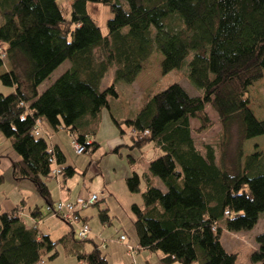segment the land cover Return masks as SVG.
<instances>
[{
	"label": "trees",
	"instance_id": "obj_1",
	"mask_svg": "<svg viewBox=\"0 0 264 264\" xmlns=\"http://www.w3.org/2000/svg\"><path fill=\"white\" fill-rule=\"evenodd\" d=\"M94 4L111 15L104 35L88 12ZM68 11L65 18L56 0H0V50L10 65L0 75V84L10 88L0 93V133L17 155L10 161L13 180L29 182L45 214L57 217L46 184L50 148L62 182L75 171L63 166V154L41 131L34 133L35 124L65 129L85 153L92 151L96 144L86 139L97 131L101 110L118 97V82L131 84L155 51L162 55V74L180 68L192 52L186 77L198 96L173 83L151 95L132 119L113 120L122 133V125L130 129L131 148L152 142L159 149L142 176L133 172L125 179L128 192L140 196V204L130 206L132 229L139 248L161 252V264H241L223 248L221 229H250L264 211V153L249 154L241 164L238 152L229 173L211 147L203 153L195 147L189 120L198 121V131L208 128L209 106L223 127L236 119L243 140L264 135V119L254 116L247 99L248 87L264 76V0H71ZM65 61L68 68L38 92ZM110 69L112 78L101 88ZM21 210L0 213V264H44L57 255V243L37 230L40 207L28 210L36 222L30 226ZM97 218L101 224L112 219L106 208ZM68 226L58 243L77 264H107L101 243L78 239ZM87 240L93 248L86 252ZM255 242L249 262L264 264V228Z\"/></svg>",
	"mask_w": 264,
	"mask_h": 264
},
{
	"label": "rangeland",
	"instance_id": "obj_2",
	"mask_svg": "<svg viewBox=\"0 0 264 264\" xmlns=\"http://www.w3.org/2000/svg\"><path fill=\"white\" fill-rule=\"evenodd\" d=\"M71 0H56L57 6L63 11L64 17H69V4ZM88 5V12L92 19L95 21L96 24L100 27L101 33L104 35L106 34V27L105 22L108 18L111 17V15L108 12V9L105 6L97 5ZM174 22H177L174 18ZM0 56H4L0 50ZM192 52L188 54L186 57L183 65L178 69H172L164 74L161 73V60L162 55L155 51L153 52L143 63L142 70L140 71L138 77L136 78L134 84L131 86L135 90L134 93L129 92V86L126 83L118 82L116 84V91H118L119 95V102L115 105L114 112L118 113L119 108H124L125 112L128 110V104L131 106L132 109L136 108L137 104L139 102H145L151 95L163 90L170 84L176 83L180 85L184 90L190 95V96H198L200 94V91L195 89L187 80L186 74H187V63L191 59ZM2 61V70L1 71H8L10 69V65L8 61L6 60L5 56L1 59ZM69 63L65 61L62 63L56 70H54L51 75L44 80L37 88L38 92H42L51 82H53L57 76L61 74V72L64 71L65 68H67ZM113 74V70L110 69L106 75L103 78V81L101 82V88H104L111 80ZM103 85V86H102ZM10 91L9 87H5L2 84H0V93L7 94ZM136 94L135 96H133ZM131 97L132 100L128 99ZM247 99L249 102V108L253 112L254 116L258 120L264 119V76L254 82L250 87L247 89ZM128 103L127 105H125ZM205 113L208 116L211 125L203 129L201 131H198L199 129V123L196 119H190L189 124L192 131V138L194 141L195 147L203 153L204 147L209 146L213 149V152L215 154V159L217 163H220L223 168H225L229 173L233 172L234 168V160L236 159L238 152H241V164L244 161L245 156L252 154L254 152L258 153H264V135L262 136H256L254 138H250L248 140H243L241 137L240 127L236 119L232 120L227 126H222L221 123L218 120L217 115L215 112L209 107L205 106ZM40 125V122L38 123ZM198 132H197V131ZM71 135H69V138L67 135L62 134V140L65 142L67 147L71 151V156H74L72 154V147L70 145ZM0 151L1 152H11L14 154L10 141L6 139L1 133H0ZM74 152V151H73ZM75 153V152H74ZM88 153V152H87ZM7 153L3 154V156L0 157V204L7 205L8 203H13L14 200L12 199V196L18 191L19 187L21 189H25V184H20V186H17V184L14 183L15 180H13L11 176V169L8 158H6ZM76 154V153H75ZM16 155V154H15ZM85 156L87 154H82L81 156H78L77 158L79 160L85 161ZM80 165L84 168V165L82 162H80ZM95 180V175L91 174L90 179ZM77 179V176L74 178ZM155 186L162 187L161 190L164 191V187L162 184H160V180L158 178H155ZM22 183L29 184L33 190V186L25 181ZM144 187L145 183L142 180L140 183V187ZM25 195H23L24 197ZM52 200H54L52 196ZM65 200V199H64ZM56 201V200H55ZM73 201V200H72ZM40 210H41V218L37 220L38 225L42 230H46L50 233V240L52 242L57 243L55 246V251L57 252V255L51 259L48 260V258H44V264H77V261L75 260V257L68 253L64 247L58 243V238H60L61 233L63 232V226H66V223L62 221L59 217H51L49 214H45L44 212V202L41 199L39 202ZM51 217V218H50ZM133 220V218H132ZM37 225V226H38ZM222 225V224H221ZM69 227V226H68ZM121 231L125 233L126 239L128 242H130L132 245H135L137 247V242L133 233L132 229V222L128 221L126 217H124L123 223L120 225ZM264 228V211L261 212L256 220V223L250 228V229H240L238 231H227L224 228L221 229V243L223 248L228 251L235 253L237 256V262L241 264H253L249 262V256L250 254L257 249V244L255 242V237L262 232ZM110 236V237H109ZM117 235H114L111 233L110 230H107L104 234L102 233V239L105 240V243H107L106 249H101L100 252L102 254H105L107 259V264H115L118 260L125 261V264H131V259L127 256H124L125 249L124 247H121L120 243L117 242ZM115 237V238H114ZM57 239V240H56ZM115 239V240H114ZM106 240L108 242H106ZM95 244L99 245V241H93ZM91 240H87L83 243V250L84 251H90L92 247ZM119 245V246H118ZM146 250V251H145ZM150 250L148 249H141L138 251V253L135 256V262L138 264H143V258L146 255H150ZM157 252V251H156ZM151 252L152 255L150 256V262H156L157 259L155 258V253ZM159 256L161 255V252L158 251ZM160 261V260H159ZM158 261V262H159ZM173 264V263H172ZM174 264H179L177 262H174ZM193 264H198L197 262Z\"/></svg>",
	"mask_w": 264,
	"mask_h": 264
},
{
	"label": "crops",
	"instance_id": "obj_3",
	"mask_svg": "<svg viewBox=\"0 0 264 264\" xmlns=\"http://www.w3.org/2000/svg\"><path fill=\"white\" fill-rule=\"evenodd\" d=\"M1 23L2 20L0 19V24ZM1 70L2 66H0V75L4 72H7ZM135 80L131 84H128L129 92L131 94L136 90L131 87ZM135 95L136 94L133 96ZM129 100H132L131 97H129L128 103L130 102ZM146 101L147 100H145V102ZM118 102L119 95L117 98L109 100L108 110H101L99 114L97 131L95 132L94 136L88 137L86 139L87 143L94 142L96 144V148L92 151H89L88 153H84L87 154V156H85V161L79 160L77 158L83 153L75 154L72 150V154L74 156H71V151L67 147L66 141L64 142L62 140V134L67 135L69 138V133L67 130L58 129L57 131H54L44 121L40 122L41 132L49 134L50 138L48 143L58 148V150L63 154V166L72 167L75 171L71 177L64 179L60 185H57V183L51 178L46 181V184L49 188L50 199L53 203L57 199L72 201L77 197H84L88 193H97L98 199L96 203L81 211L80 216L83 223L89 226L90 233L88 238L92 241H99L102 245L100 246L101 249H106L107 247V243L102 242L105 241L102 239V233L104 234L107 230H110L112 234L117 235L116 237H118L120 234L125 235V233L121 231L120 225L123 223L124 217H126L128 221L132 222L133 217L130 211V206L132 204H140L139 194H131L128 192L125 185V179L133 172L138 176H142L146 172L149 162L159 155V149L152 142L145 144L141 148H131L130 129L122 125V129L124 131L122 133L113 122V120H115L122 123L128 119H132L145 102H139V104H137L136 108L134 109L129 106L130 104L126 103L125 105L128 104L127 112H125L124 108H119V112L115 113V105L118 104ZM5 153H7L6 158H8L9 164L11 160L17 159V155H15V153H11L10 151H0V157ZM80 162L83 163L84 168L80 165ZM91 174L95 175L96 181H94L92 178L90 180L88 179L89 176L91 177ZM76 176L77 179H74ZM22 182H25V180L14 181L17 186H20V184H25V189H21L19 187L18 191L12 196V199L14 200L13 203H8L4 206L0 204V213H8L14 208L22 207V210L19 211V215L25 219L24 222L27 224V226H30L32 224H36V222L29 218L28 210L35 206L40 207L38 204L41 199L38 197L37 193L32 190L29 184ZM155 182L156 179L152 177V185L155 186ZM155 187L162 189L161 185ZM143 188L144 187L142 186L140 187V189ZM23 195L25 196L23 197ZM52 196L54 200H52ZM100 208H106L108 215L110 218L112 217L111 222L108 224H101L99 222L97 218V211ZM43 209L45 210V206ZM49 215L53 217V215ZM37 225V230L40 233L47 235L50 239V233L46 230H42L39 227L41 223L38 226ZM63 227L64 228L61 235L68 233L70 230L67 224ZM58 237L57 239H59ZM106 242L108 241L106 240ZM120 246L123 247L122 245ZM149 252L150 255H146L143 258L142 263L161 264L159 261L161 255L159 256L158 252H156L155 258L157 261L150 262V256L152 253L151 251ZM124 256H126L125 253ZM115 264H125V261L120 259Z\"/></svg>",
	"mask_w": 264,
	"mask_h": 264
},
{
	"label": "built area",
	"instance_id": "obj_4",
	"mask_svg": "<svg viewBox=\"0 0 264 264\" xmlns=\"http://www.w3.org/2000/svg\"><path fill=\"white\" fill-rule=\"evenodd\" d=\"M1 57L3 56H0V59H2ZM35 128H36V130L34 131L35 134H37L38 131H41L40 125L38 123L35 124ZM43 134L47 139L50 138L49 134H45V133ZM70 145L76 154L85 153L84 146L79 144L77 140L74 138V136L71 137ZM50 153L51 155L49 158V162L52 169L49 173V177L53 179L57 183V185H60L62 182V173H61L62 170L56 163V160L52 152V147L49 150V154ZM97 199H98L97 193H88L86 196L77 197L73 201L58 199L54 202V213L66 224L75 228L76 237L78 239H84L90 233V229L89 226L83 223V221L81 220L80 213L81 211L94 205ZM102 242L104 243V241ZM117 242L124 247L126 255L131 259V264H138L137 262H135V256L138 253V251L141 250V248H139L138 246L135 247V245L129 243L125 235H119L117 237Z\"/></svg>",
	"mask_w": 264,
	"mask_h": 264
}]
</instances>
